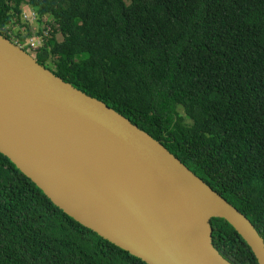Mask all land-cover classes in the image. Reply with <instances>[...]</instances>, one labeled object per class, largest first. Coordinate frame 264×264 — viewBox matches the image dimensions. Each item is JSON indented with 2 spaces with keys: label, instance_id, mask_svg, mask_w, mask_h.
Wrapping results in <instances>:
<instances>
[{
  "label": "trees",
  "instance_id": "1",
  "mask_svg": "<svg viewBox=\"0 0 264 264\" xmlns=\"http://www.w3.org/2000/svg\"><path fill=\"white\" fill-rule=\"evenodd\" d=\"M24 7L55 28L43 48L27 47L40 66L162 144L264 241V0H0V34L13 43L7 27ZM212 230L224 259L259 264L225 220ZM0 264L147 263L0 154Z\"/></svg>",
  "mask_w": 264,
  "mask_h": 264
},
{
  "label": "water",
  "instance_id": "2",
  "mask_svg": "<svg viewBox=\"0 0 264 264\" xmlns=\"http://www.w3.org/2000/svg\"><path fill=\"white\" fill-rule=\"evenodd\" d=\"M17 122L86 139L129 175L159 233L147 228L131 206L124 207L118 196L109 194L111 186H98L77 171L48 173L16 156L0 140L1 155L58 208L105 241L147 264H232L213 245L212 221L223 219L251 248L258 263L264 264V241L236 208L162 144L104 103L56 77L0 34V126ZM71 152L81 164V158ZM78 182L87 194L72 188ZM72 210L96 215L102 226L86 223L72 215Z\"/></svg>",
  "mask_w": 264,
  "mask_h": 264
},
{
  "label": "bare ground",
  "instance_id": "3",
  "mask_svg": "<svg viewBox=\"0 0 264 264\" xmlns=\"http://www.w3.org/2000/svg\"><path fill=\"white\" fill-rule=\"evenodd\" d=\"M0 140L16 156L35 166L42 167L48 173L60 174L61 169L77 171L81 176L98 186L104 184L111 186L109 194L118 196V201L124 207L131 206L132 213L151 231L160 232L151 215L141 205L142 202L139 201L134 183L129 175L103 156L86 139L59 130H49L36 124L30 126L17 122L0 126ZM68 152L78 155L82 160L81 164H78L72 154L69 155ZM71 186L77 192L88 193L87 189L79 182ZM100 189L104 192L102 187ZM112 191H116V193ZM62 195L66 198L64 193ZM65 200L67 199H61V201ZM71 214L87 221L86 223L102 226V221L92 213H79L77 210H72Z\"/></svg>",
  "mask_w": 264,
  "mask_h": 264
},
{
  "label": "built area",
  "instance_id": "4",
  "mask_svg": "<svg viewBox=\"0 0 264 264\" xmlns=\"http://www.w3.org/2000/svg\"><path fill=\"white\" fill-rule=\"evenodd\" d=\"M20 21L21 24L17 22L16 19H13V21L7 27L8 30H11V34H19L18 38L15 39V44H17L16 41H20L18 40L19 38H26L28 29L32 32V35L28 37L26 41H24V44L22 42V44L19 45L20 47L25 45L33 51L39 50L44 47L46 39L50 38L52 33L55 32V28L46 24V21H44V24H40L38 14L29 7L23 8ZM54 26L56 27V25Z\"/></svg>",
  "mask_w": 264,
  "mask_h": 264
},
{
  "label": "rangeland",
  "instance_id": "5",
  "mask_svg": "<svg viewBox=\"0 0 264 264\" xmlns=\"http://www.w3.org/2000/svg\"><path fill=\"white\" fill-rule=\"evenodd\" d=\"M25 8H28V7H25ZM27 10V9H26ZM13 34V36H15V34L14 33H12ZM57 38H58V40L59 41H62V36L60 35V34H58V36H57ZM20 39V38H19ZM18 39V40H19ZM19 42V41H18ZM17 41H16V43H18ZM22 47L26 50V51H30L31 52V50L30 49H28L25 45H22ZM180 108H182L181 106H180ZM181 110V112L183 113V110L182 109H180Z\"/></svg>",
  "mask_w": 264,
  "mask_h": 264
}]
</instances>
